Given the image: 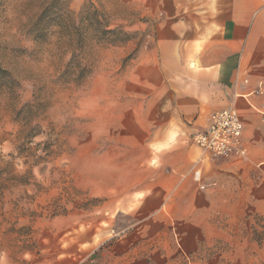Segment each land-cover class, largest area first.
Listing matches in <instances>:
<instances>
[{
	"label": "rangeland",
	"instance_id": "obj_1",
	"mask_svg": "<svg viewBox=\"0 0 264 264\" xmlns=\"http://www.w3.org/2000/svg\"><path fill=\"white\" fill-rule=\"evenodd\" d=\"M184 2L0 0V264H264L249 189L205 210L204 171L194 207L155 181L175 118L144 66Z\"/></svg>",
	"mask_w": 264,
	"mask_h": 264
},
{
	"label": "crops",
	"instance_id": "obj_2",
	"mask_svg": "<svg viewBox=\"0 0 264 264\" xmlns=\"http://www.w3.org/2000/svg\"><path fill=\"white\" fill-rule=\"evenodd\" d=\"M185 1L187 11L158 26L156 56L144 66L153 77L160 110L175 118L159 142L155 181L167 180L169 194L187 187L180 196L194 207L195 182L204 171L199 188L205 210L214 208L215 195L226 202L229 194L242 196L249 189L246 196L253 195L255 212L264 215V0ZM232 105L244 124L247 157H232L211 174L206 172L216 164L201 161L195 171L200 149L186 141ZM154 192L141 195L147 199Z\"/></svg>",
	"mask_w": 264,
	"mask_h": 264
},
{
	"label": "built area",
	"instance_id": "obj_3",
	"mask_svg": "<svg viewBox=\"0 0 264 264\" xmlns=\"http://www.w3.org/2000/svg\"><path fill=\"white\" fill-rule=\"evenodd\" d=\"M257 95L261 91L256 92ZM244 124L234 105L217 111L209 127L193 136V143L214 158H246L247 148L243 142Z\"/></svg>",
	"mask_w": 264,
	"mask_h": 264
},
{
	"label": "trees",
	"instance_id": "obj_4",
	"mask_svg": "<svg viewBox=\"0 0 264 264\" xmlns=\"http://www.w3.org/2000/svg\"><path fill=\"white\" fill-rule=\"evenodd\" d=\"M96 14H97V12H96ZM104 33H106V34H113V32H111V31H104Z\"/></svg>",
	"mask_w": 264,
	"mask_h": 264
}]
</instances>
